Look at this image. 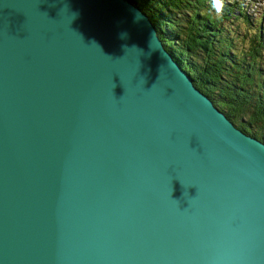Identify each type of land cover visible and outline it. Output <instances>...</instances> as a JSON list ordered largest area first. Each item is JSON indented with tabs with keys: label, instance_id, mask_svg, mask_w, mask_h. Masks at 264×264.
Masks as SVG:
<instances>
[{
	"label": "water",
	"instance_id": "1",
	"mask_svg": "<svg viewBox=\"0 0 264 264\" xmlns=\"http://www.w3.org/2000/svg\"><path fill=\"white\" fill-rule=\"evenodd\" d=\"M235 127L130 0H0V264H264Z\"/></svg>",
	"mask_w": 264,
	"mask_h": 264
},
{
	"label": "trees",
	"instance_id": "2",
	"mask_svg": "<svg viewBox=\"0 0 264 264\" xmlns=\"http://www.w3.org/2000/svg\"><path fill=\"white\" fill-rule=\"evenodd\" d=\"M234 124L264 139V15L247 0H130ZM217 1V0H215ZM249 13V14H247Z\"/></svg>",
	"mask_w": 264,
	"mask_h": 264
},
{
	"label": "bare ground",
	"instance_id": "3",
	"mask_svg": "<svg viewBox=\"0 0 264 264\" xmlns=\"http://www.w3.org/2000/svg\"><path fill=\"white\" fill-rule=\"evenodd\" d=\"M151 20V19H150ZM152 21V20H151ZM153 23V22H152ZM154 24V23H153ZM155 26V25H154ZM156 27V26H155ZM156 29H157V27H156ZM157 33H158V30H157ZM158 35H159V33H158ZM159 38H160V36H159ZM160 40L162 41V39L160 38ZM162 43H163V45H164V42L162 41ZM164 47L167 49V47L164 45ZM168 50V49H167ZM174 56V58L178 61V59L175 57V55H173ZM182 65V64H181ZM190 74V73H189ZM191 76V75H190ZM193 79V78H192ZM194 82V81H193ZM196 86V85H195ZM196 88L197 89H199L197 86H196ZM201 92H202V94H204L205 96L207 95L205 92H203L201 89H199ZM208 96V98L213 102V104H214V106L215 107H217L216 105H215V103H214V101L211 99V97L209 96V95H207ZM218 108V107H217ZM226 115V114H225ZM227 116V115H226ZM228 117V116H227ZM229 118V117H228ZM230 119V118H229ZM230 121H231V119H230ZM233 124H234V122L233 121H231ZM234 126H236L235 124H234ZM238 131H241L243 134L245 133L246 135H248V136H250V137H252V138H256V139H260V140H262V141H264V139H261V138H259V137H256V136H254L251 132H248V131H245V130H243V129H241V128H239V127H235Z\"/></svg>",
	"mask_w": 264,
	"mask_h": 264
},
{
	"label": "rangeland",
	"instance_id": "4",
	"mask_svg": "<svg viewBox=\"0 0 264 264\" xmlns=\"http://www.w3.org/2000/svg\"><path fill=\"white\" fill-rule=\"evenodd\" d=\"M252 1L256 2V4H258V6L260 7V10L264 12V0H247L246 2H249V4L247 5L248 6L247 10L249 13H255L254 9L252 7V5H253ZM210 3L212 6L217 5V1H215V0H210ZM249 13H247V14H249ZM263 15H264V13H263Z\"/></svg>",
	"mask_w": 264,
	"mask_h": 264
},
{
	"label": "clouds",
	"instance_id": "5",
	"mask_svg": "<svg viewBox=\"0 0 264 264\" xmlns=\"http://www.w3.org/2000/svg\"><path fill=\"white\" fill-rule=\"evenodd\" d=\"M222 9V4L220 3V0H217V11H221ZM143 19V17L140 15L139 12L135 13L133 16V22L134 23H138L139 21H141ZM127 33H121L120 36L121 38H123L124 36H126Z\"/></svg>",
	"mask_w": 264,
	"mask_h": 264
}]
</instances>
